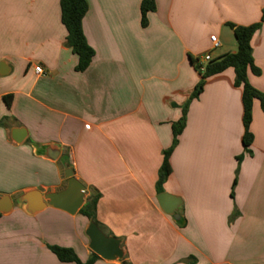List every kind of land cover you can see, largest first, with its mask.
Returning <instances> with one entry per match:
<instances>
[{
  "label": "crops",
  "instance_id": "1",
  "mask_svg": "<svg viewBox=\"0 0 264 264\" xmlns=\"http://www.w3.org/2000/svg\"><path fill=\"white\" fill-rule=\"evenodd\" d=\"M59 2L0 0V197L12 203L0 217V264H70L50 246L72 249L82 262L93 254L79 211L46 205L30 215L19 201L63 191L66 160L85 200L100 195L95 219L122 240L126 264H264L261 103H253L244 146L232 69L190 99L201 78L196 61L236 53L229 25L259 23L264 0H154L145 28L141 0H86L82 30L94 57L84 72L75 69ZM251 46L260 75L248 82L264 95V24ZM184 110L162 186L181 200L176 220L160 209L156 183Z\"/></svg>",
  "mask_w": 264,
  "mask_h": 264
},
{
  "label": "trees",
  "instance_id": "2",
  "mask_svg": "<svg viewBox=\"0 0 264 264\" xmlns=\"http://www.w3.org/2000/svg\"><path fill=\"white\" fill-rule=\"evenodd\" d=\"M60 14L61 23L66 30V42L71 48L74 55L77 56L78 62L76 65L77 72H84L90 65L94 51L88 45L82 30V20L87 12L86 0H60ZM155 10L154 0H141L140 4V23L141 27L147 26V15ZM264 24V9L262 10L260 22L249 27H236L229 25L234 32V37L237 44V51L234 54H226L217 59L208 62L203 70L201 67H196L200 74V82L194 89L190 99H196L202 92L205 81L215 75L221 74L228 69H232L235 74L234 86L242 88V106H243V127H244V146L249 145L251 142V135L248 133V128L252 120V108L255 100H259L262 110L264 112V95L254 89L248 82V76H259L260 70L256 67L252 56L251 41L255 33ZM198 62V61H196ZM6 105L10 103V97L4 99ZM185 110L183 117L178 123L172 125L173 141L172 147L163 152V161L159 170L158 180L156 183V192L163 193L162 186L166 179L172 172L170 166V155L173 147L178 141L182 130L185 126ZM235 182L233 184V187ZM100 195L98 193H91L85 200L84 205L79 210V214L84 216L88 221H93L98 227L99 224L95 219V210ZM1 217V214H0ZM48 249L61 263L70 264H95L98 257L92 254L89 259L82 262L76 253L69 248H61L50 246Z\"/></svg>",
  "mask_w": 264,
  "mask_h": 264
},
{
  "label": "water",
  "instance_id": "3",
  "mask_svg": "<svg viewBox=\"0 0 264 264\" xmlns=\"http://www.w3.org/2000/svg\"><path fill=\"white\" fill-rule=\"evenodd\" d=\"M2 67L3 64L0 63V68ZM0 74L3 73L0 71ZM22 133L24 135V132ZM20 140L21 139H18L17 143L20 142ZM57 157L58 149L55 148L52 160H55ZM64 167V177L67 180V184L63 191L44 195L39 192H29L20 197L19 201L25 202L26 212L28 214H35L46 205L53 209L64 211L70 215H74L82 208L85 202V187L75 178L73 169L67 160L64 163ZM156 200L163 213L174 217L176 220L179 219L176 211L181 205L180 199L166 193H161L156 197ZM11 208L12 203L10 199L6 196L0 197V214H8ZM85 235L89 240V250L98 258L106 262L121 261L122 264H126L124 261L126 252L122 246L121 239L105 235L91 220L88 221Z\"/></svg>",
  "mask_w": 264,
  "mask_h": 264
},
{
  "label": "built area",
  "instance_id": "4",
  "mask_svg": "<svg viewBox=\"0 0 264 264\" xmlns=\"http://www.w3.org/2000/svg\"><path fill=\"white\" fill-rule=\"evenodd\" d=\"M210 43H211L212 49H217L218 46H219V42H218V40L216 39L215 36H211V37H210ZM211 60H212V58H211L210 54L203 55V56L199 59L198 62L200 63L199 65H200V67H201V71L203 70L204 66H205L208 62H210ZM204 64H205V65H204ZM34 72H35L36 74H43L42 69H41L40 67H35V68H34Z\"/></svg>",
  "mask_w": 264,
  "mask_h": 264
}]
</instances>
